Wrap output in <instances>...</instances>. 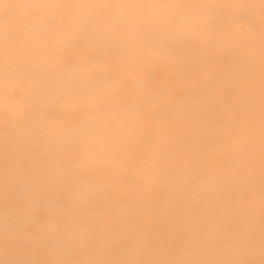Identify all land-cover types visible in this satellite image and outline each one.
Returning a JSON list of instances; mask_svg holds the SVG:
<instances>
[{"label":"bare ground","instance_id":"obj_1","mask_svg":"<svg viewBox=\"0 0 264 264\" xmlns=\"http://www.w3.org/2000/svg\"><path fill=\"white\" fill-rule=\"evenodd\" d=\"M157 7L0 0V264H264V68Z\"/></svg>","mask_w":264,"mask_h":264},{"label":"rangeland","instance_id":"obj_2","mask_svg":"<svg viewBox=\"0 0 264 264\" xmlns=\"http://www.w3.org/2000/svg\"><path fill=\"white\" fill-rule=\"evenodd\" d=\"M124 1H140L145 3H154L158 5L157 8L160 10L170 9L176 11L177 13H175L176 15H174V17H184L183 15H181V12L199 11L205 14L192 15V16L187 15V16L194 18L211 17L214 19H223L225 21H232L234 27H237L236 30L237 32L229 34V36L222 38L223 42L221 44L223 45L222 47H224L225 50L222 49V52L220 51L221 52L219 54L220 58H222L223 60L228 59L229 61L227 62H229L230 64H232L233 62L231 60L237 58L246 60L245 63L246 65L252 66L253 64L255 67L258 66L257 67L258 69L256 71H253L255 73L261 72V69L264 68V50L262 51V49L264 48L262 46L263 44L261 43V39L258 38L257 35L258 31L264 32V0H124ZM206 4H210V5H206ZM14 28L18 29V27H14ZM214 34L205 32L202 38L203 39L202 44L203 45L209 44V41H211L212 38H214L215 36ZM37 43L40 48H44V46L47 43V40L45 38H39L37 40ZM249 58H251V60H249ZM248 60L250 61V64ZM224 63H226V61ZM224 63H222L224 66L229 65V63L226 64ZM246 79L247 78H244L243 81L245 82ZM253 80L255 81L256 79H252V81ZM249 81H251L250 78ZM246 82H248V79ZM262 82H264V79L262 80ZM6 88L7 89H5L4 91H5V96L7 97L9 103L15 104L12 106V108L15 106L17 107V105L21 103L17 95H15L17 94V88L12 87L13 88L12 89L9 88V86ZM225 96L227 97L237 96V98H246L249 96L264 98V95L262 96V94L261 95L260 94L259 95L229 94Z\"/></svg>","mask_w":264,"mask_h":264}]
</instances>
